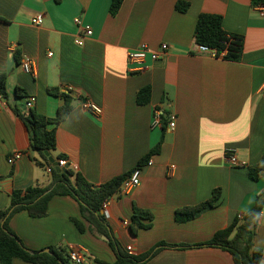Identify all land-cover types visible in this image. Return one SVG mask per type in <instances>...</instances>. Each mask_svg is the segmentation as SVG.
Here are the masks:
<instances>
[{
	"label": "crops",
	"instance_id": "crops-1",
	"mask_svg": "<svg viewBox=\"0 0 264 264\" xmlns=\"http://www.w3.org/2000/svg\"><path fill=\"white\" fill-rule=\"evenodd\" d=\"M182 1L190 4L184 13L176 10L178 0H125L112 16L111 0H0V73L7 77L8 91L7 97H0V210L10 206L13 191L52 182L48 162L32 150L31 132L14 111L56 117L63 99L49 92L51 88L71 86L74 97L71 114L57 128L56 149L46 156L57 163L64 157L67 168L96 186L133 172L164 139L160 153L151 158L153 164L141 168V184L110 201L109 237L89 228L75 199L55 196L46 217L34 219L21 211L10 219L26 247L39 251L79 246L87 250L85 264H113L117 254L112 239L134 255L160 242L197 245L249 212L258 193L264 192V173L258 181L248 176L264 155V17L256 8L264 0ZM38 14L44 17L40 26L32 23ZM202 14L221 15L224 30L242 36L239 61L198 52L194 32ZM78 17L91 26V37H83ZM163 43L170 45L168 54L131 70L129 51L142 44L157 51ZM27 56L36 61L34 74L21 67ZM147 86L151 99L140 105L138 94ZM18 87L26 91L25 98L17 97ZM31 96L34 106L27 108ZM84 101L102 107L103 114L85 111ZM156 110L164 112L159 127L153 126ZM172 112L178 117L174 130L168 127ZM228 150L240 164H230ZM18 151L24 156L12 164L10 158ZM215 189L222 192L214 208L177 222L178 210L208 200ZM136 208L148 210L153 219L143 221L149 229L134 234ZM73 218L83 222L84 233ZM254 243L264 254V211ZM147 264L235 263L222 249L190 247L164 248Z\"/></svg>",
	"mask_w": 264,
	"mask_h": 264
},
{
	"label": "trees",
	"instance_id": "trees-1",
	"mask_svg": "<svg viewBox=\"0 0 264 264\" xmlns=\"http://www.w3.org/2000/svg\"><path fill=\"white\" fill-rule=\"evenodd\" d=\"M125 0H111L109 12L112 16L118 14ZM257 3V0H255ZM188 2L178 0L177 11L184 13L189 9ZM195 43L197 46H207L210 49L217 50L222 59L226 61L237 62L243 53V38L240 35L228 34L223 28V19L221 15L202 14L199 16L194 32ZM51 93H58L63 99V104L58 108L57 116L48 118L38 115L31 111L29 114H22L20 110L14 111L22 117L31 132V148L41 155L48 162V166H53L49 162L46 152L56 149L57 145V128L73 110L74 91L55 90L51 88ZM7 77L0 73V97H7ZM152 90L147 86L140 90L137 102L140 105L147 104L151 99ZM26 91L20 87L17 88V97L25 98ZM50 126H53L50 129ZM164 139L155 145L139 162L137 168H142L150 162L151 158L160 153ZM64 158V157H60ZM132 173V172H131ZM131 173L118 175L109 182L96 186L86 180L80 172L71 168H64V171L58 173L53 166L52 182L47 187L31 186L25 190H15L10 194V206L7 209L0 210V263L13 264L15 260H22L32 264H74L69 259L68 248L50 246L52 253L45 250L34 251L24 245L20 238L14 233L9 225L10 219L21 211H26L34 219L46 217L48 214L50 201L55 196H70L75 199L81 208V216L86 220L90 229L95 230L99 235L109 237L111 228L103 212L105 202L112 199L125 179ZM264 173V155L261 161L251 166L248 170V176L252 181H258L261 174ZM221 190L215 189L211 197L196 205L189 206L177 211L176 220L179 223L194 220L199 215L214 208L221 199ZM264 211V192L258 193L253 208L244 214L240 219L239 215L235 216L232 223L224 230H221L204 243L193 244H170L160 242L155 245L149 252L142 255H134L125 250L117 239L110 240V246L117 254L116 261L113 264H147L164 248H200L215 247L229 252L235 264H262L263 251L258 248L254 239L257 235L259 220L254 222L255 217L262 216ZM153 216L148 210L135 209L132 217L131 228L136 234L140 229H149L151 226L143 221H152ZM73 223L79 230L84 233L87 229L82 221L78 218L72 219ZM101 264L103 263L98 260ZM85 264V263H84Z\"/></svg>",
	"mask_w": 264,
	"mask_h": 264
},
{
	"label": "built area",
	"instance_id": "built-area-1",
	"mask_svg": "<svg viewBox=\"0 0 264 264\" xmlns=\"http://www.w3.org/2000/svg\"><path fill=\"white\" fill-rule=\"evenodd\" d=\"M256 8L259 10L258 11L259 14L264 17V3L258 4ZM43 19H44L43 15L38 14L32 18V23L34 25L40 26L43 23ZM75 22L83 31L84 38L91 37L93 35L91 26L85 25V23L82 21L81 18L79 17L76 18ZM78 43L80 45H83L84 39L82 38L81 40L78 41ZM197 49L200 54H206L210 57H221L222 58V56H224L225 54L224 53L222 55L221 54L219 55L217 50L210 49L207 46H197ZM169 50H170V45L168 43L161 44L159 50L157 51H153V49H151L147 44H142L139 48L129 51L127 53V61L132 71H139L147 63V61L151 60L152 62H155L159 60L160 58H162L164 55L168 54ZM48 55L51 56L52 53H49ZM21 67L27 74L36 73V61L29 56L24 57L22 59ZM65 90L71 92V91H74V88L69 86V87H66ZM34 102H35V97L33 96L29 97L26 102V107L32 108L34 106ZM83 107L85 111H88L94 114L95 116H101L103 114L102 107L92 102L84 101ZM163 117H164V112L162 110H156L154 112L153 126L154 127L161 126ZM177 119H178L177 114L172 112L170 114V122L168 124L169 129L174 130L176 128ZM23 156H24L23 152H19V151L15 152L14 154H12L10 161L12 162V164H14L16 161L21 160ZM227 156H228V161L230 162V164L232 165L240 164L233 150H228ZM148 164L152 165L153 163L150 160ZM66 165H68L66 160L60 159L58 161V167L60 169H64ZM174 168L175 166L172 167V169ZM46 171L47 173L52 174L53 166H48L46 168ZM140 184H141V169L136 168L135 170H133L131 175L123 181L122 186L120 187L116 195L112 199L104 203L102 213L105 215V217L106 218L108 217L107 212H108L110 201H112L116 196L128 194L130 191L137 188ZM243 216L244 215H239V218L241 219ZM68 252H69V259L74 264H84L85 263V259L88 255L87 250L85 248L79 247V246H70L68 248Z\"/></svg>",
	"mask_w": 264,
	"mask_h": 264
},
{
	"label": "water",
	"instance_id": "water-1",
	"mask_svg": "<svg viewBox=\"0 0 264 264\" xmlns=\"http://www.w3.org/2000/svg\"><path fill=\"white\" fill-rule=\"evenodd\" d=\"M45 154H46L47 156L49 155L48 152H46ZM50 160H51V162L54 163V167H55V169H56V171H57L58 173H61V172L64 171V169H60V168L58 167V163L55 162V160H54L53 158H50ZM65 168H67V167H65ZM103 239L106 240V241L108 240L106 237H103ZM45 252H47V253H52V251H51L49 248H47V249L45 250Z\"/></svg>",
	"mask_w": 264,
	"mask_h": 264
},
{
	"label": "clouds",
	"instance_id": "clouds-1",
	"mask_svg": "<svg viewBox=\"0 0 264 264\" xmlns=\"http://www.w3.org/2000/svg\"><path fill=\"white\" fill-rule=\"evenodd\" d=\"M256 220H259V217H255V218H254V222H255Z\"/></svg>",
	"mask_w": 264,
	"mask_h": 264
}]
</instances>
